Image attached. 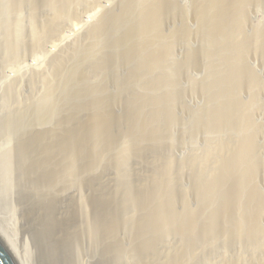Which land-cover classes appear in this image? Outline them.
<instances>
[{"label":"bare ground","instance_id":"bare-ground-1","mask_svg":"<svg viewBox=\"0 0 264 264\" xmlns=\"http://www.w3.org/2000/svg\"><path fill=\"white\" fill-rule=\"evenodd\" d=\"M34 1V9L37 11L41 3L40 0ZM11 2L14 8L20 11L24 0ZM49 2L60 12L64 11L69 0ZM253 3L259 6L264 0H254ZM181 7L174 0H124L118 7L102 14L100 20L93 25V31L87 36L84 46L68 48L67 53L56 57L53 66L56 72L61 71L70 56L77 58L69 73L66 72L68 75H64L60 81L61 83L64 80L63 83L55 84L56 86L47 93L48 99L50 96L53 99V93L58 94V101L54 100L51 105L48 103L50 106L47 108L36 107L37 127L33 125V129L28 134L26 132L27 136H22L18 144H12L10 147L11 155L14 153L17 157H23L26 189L35 197L32 196L33 202L36 196L41 197L40 203L43 205L40 207L48 218V239L43 237L48 250L43 248L44 243L40 244V263L50 262L54 259L53 250L57 249V253L61 248V252L70 251L71 264H76L74 260L79 259V253L76 255L75 252H78L79 245L88 242L93 249V244L97 247L100 264H107L108 261L119 259L121 252L125 253L127 248L124 251L125 245L121 248L122 243L119 244L121 241L118 239L123 233V241H126V244L129 242L136 252L137 264H187L190 256L188 258L187 249L182 248L183 244L182 247L174 249L167 258H162L161 262L158 258H150V254L165 242H161L162 240L169 235H180L177 229L182 221L177 224L178 218L181 216L185 221L191 213L189 204L192 203L181 197L182 187L178 185L181 178L177 183L179 175H176L172 168V158L163 152L166 151L163 139L169 134L173 121L177 119L175 106L181 98L178 91L181 81L176 77L177 72H173L178 49H170L166 43L169 34L176 31H179L183 39V43L179 41L183 50L180 63L186 66V79L194 66L192 61L195 54L201 59L198 66L203 67L207 74L204 77L208 83L207 88L199 94L206 100V125L211 123L232 132L230 139L225 143L216 142L218 156L212 157L214 154H210L208 157L209 161L214 163L212 168L195 167L193 190L201 199V207L199 210L196 208L200 218L199 236L201 233L202 238L211 240L221 231L230 241H247L248 238L261 241L262 212L257 206L260 196L257 175L261 174V164L256 148L258 136L255 135V125L257 121L262 123V120H257L255 116L259 112V100L264 99V87L257 89L247 77L253 73L249 67L251 56L259 57L264 66V41L259 35L251 33L253 50L249 48V53L247 48L250 46H246L248 40L246 42L247 37L244 38V30L249 26L248 17L254 6L249 7L245 0H189V11L184 13L186 18L182 17L184 14H181ZM61 14L62 12L55 13V16L49 19L47 17L48 21H43L46 24L43 26L44 30L49 31V34L58 32V18ZM191 24H194V27ZM11 25L8 27L10 29L7 31L5 43L8 48L6 50L13 54L18 47L17 27L20 25L17 26L14 21ZM191 26L197 32L194 40L188 37V32L193 30L189 28ZM33 32L37 40L38 33ZM170 42L168 44L172 45ZM194 42L198 43L196 50L191 45ZM129 72L133 75V90L130 91L131 95L127 90L126 98H121V82H129ZM110 90H114V95ZM7 91L9 96L14 95L11 88ZM243 95L251 101L249 118L242 112ZM11 109L10 115L0 121L1 133L17 124L20 109L17 110L18 113ZM22 112L20 110V113ZM55 116L57 119L54 124L44 125ZM119 122H123L122 127ZM238 130L242 131L239 137L236 135ZM12 134L11 132V137ZM114 152L118 156L113 157ZM133 159H138L141 162L138 163L141 166L143 164L145 169L151 167V171L145 174L144 180L138 177L135 183L127 184L128 171L124 169L126 165L128 168ZM111 170L116 175L118 172L116 181L119 183L110 187L111 183L107 184L104 176ZM32 180L33 184L36 182L37 189L32 187ZM65 190L75 191L68 196L67 205L64 204L67 206V209H64L67 223L62 225L59 222L61 218H58L59 221L53 218L51 211L62 207L60 203H64L62 199ZM120 191L123 198L118 202ZM216 199H219L218 204ZM5 203H2L4 212L8 209ZM132 206H135V209H132ZM243 206L244 212L241 209ZM28 209L27 215H32V209ZM129 212L134 215L129 216ZM7 219L0 217V241L16 264H36L34 255L36 256L37 252L35 249L34 253L31 252V248H27L28 243L19 238L17 233L22 228L14 229ZM131 220L137 235H131V230H128ZM188 221L183 222L185 230L182 236L192 238L191 234L198 230ZM43 224L46 227V223ZM37 229L29 234L32 239L39 233L41 236L45 235L38 227ZM51 237H57V245L54 246L55 240L51 242ZM35 242L33 241V244ZM50 245L53 250L49 249ZM58 253L61 254L59 251ZM75 255L77 257L72 258ZM234 263L239 264L237 261ZM257 264H264V257H261Z\"/></svg>","mask_w":264,"mask_h":264},{"label":"rangeland","instance_id":"rangeland-1","mask_svg":"<svg viewBox=\"0 0 264 264\" xmlns=\"http://www.w3.org/2000/svg\"><path fill=\"white\" fill-rule=\"evenodd\" d=\"M41 1L42 0H40L41 4L39 5L37 11H35L34 9L35 1L34 0L33 1L24 0L23 4L20 6L21 10L18 11L14 8L13 4H11L12 3L11 0H0V58H1L0 59V121L2 118L4 119L6 116L10 115V112H12L11 108H13V111L14 109L16 111L20 109L21 112L22 110L24 111L25 109V111L22 113H20V110H19V113L17 111L18 113V118L16 120L17 124L15 123L16 122L15 121L14 122L15 124L12 125L10 129H7L3 131L2 133L0 132V134L2 135V136L0 135V209L2 210V211L0 210V217L2 218L3 216L6 219L8 218L7 219L8 224H10L13 228L14 227L22 228L20 230L17 228V230H19V232L17 233L19 235V238H22L24 242L28 243L27 248H31V252L33 253L34 251L37 252L36 256L34 255V258H36L35 262H37L36 264H42L40 263V256H39V253L41 252L40 244L44 243L43 248L45 249V251L48 250L46 247V240L48 239L47 231H46L48 227H47L46 220L48 218L45 216V213L40 207L43 205L42 203H40L41 197L36 196V200L34 199L35 202H33V199H32L33 194L30 193L26 189L27 184H25L26 183L24 181L25 175L23 174L25 173V170H24L25 165H24L23 157L21 158L19 156L17 157L16 155H13L14 153L11 155L10 147L12 144H18L21 137L24 135L27 136L28 132L32 130L35 125H37L36 123L37 115H35L36 107L39 106V107L47 108L53 102H55L54 100L58 101L59 99L58 94L53 93V99L51 96H50L51 99L50 98L48 99L47 93L49 89H53V86L61 85L63 83L64 80L61 83L60 81L62 80L64 75L65 76L68 75L66 72L69 73L70 69L76 64L77 58H75L74 55L70 56V58L66 59L68 60V62L65 63L66 66L64 64L63 65L64 67H61L60 69L61 71L56 72L55 67H53L56 57L60 56L63 53H67L70 48L77 47V46L81 48L82 46H84L85 43L87 42L86 41L87 36L93 31L92 29L94 28L93 25H95V23H97L100 20L102 14L106 11L113 10L114 8L118 7L124 0H81V1L69 0L65 8L66 10L64 9V11H60V12L58 8H56L53 4L51 5L49 0H45L47 4L44 1L42 2ZM174 1L178 3L179 6H182L181 14H184L186 13V11H189L188 9L189 0H174ZM240 1L244 2V0H240ZM249 1H251V3ZM249 1L245 0V3L249 7L251 6H254V7L253 9H251V12L249 14L250 20L248 17L247 25L249 26L246 27L248 31L246 29L244 30V38L246 39L247 37L246 42L248 40L246 46H250L247 49L251 48V45L253 43V39L250 38L252 37L250 35L251 33L252 35H259L261 40L264 41V10H262L264 9V3H261L258 6L253 3L254 0H249ZM9 4L12 5L13 7L10 6ZM42 7H45V8H42ZM47 12H49L50 14H47ZM54 12L56 14H60L62 12V14L60 15V18H58L59 27L57 28V30L59 31L50 32L49 34L48 33L49 31L44 30L45 28H43V26H46L45 22H47L49 18H52L53 15L55 16ZM36 14L38 17H36ZM183 16L186 18V14L182 15V17ZM43 17L45 20L43 19ZM47 17L48 19H46ZM13 21L17 23V26L20 25L19 27H17L18 28L17 33H19L20 35L18 34V39L16 43V47L17 46L18 47L16 48V51L12 54L11 52H9V50H6L8 48H6L7 44L5 43V41H6V35L8 34L7 31H9L10 29V28L8 29V27L12 26L11 24L13 23ZM43 21L45 22L43 23ZM35 24L37 25L35 26ZM188 24H189L188 26H190V22H188ZM33 25L35 27H33ZM191 25L194 27V24H191ZM192 26L189 28L193 30L189 29L190 32H188V37L190 40H194L195 36L197 35L196 30L192 28ZM32 27L35 28V30H33ZM33 31H35L36 34L38 33L37 34L38 37H36L38 38L37 40H35L34 38ZM169 35L170 36L167 39L168 40L170 39V41L171 40L172 41L170 42L167 40L166 41L167 46L169 45L168 47L170 49H178L177 56H176L177 61L175 63L176 67H174L175 69L173 70V72H177V74L176 73L174 74H176V77L179 78V80L181 81V83L179 84V88L182 87L183 89L178 88L179 94H181L180 97L182 99L180 98V100L177 101L176 106H175L176 114L178 112L177 119L173 121L171 125V130L169 134H167L165 137L168 139H165V138L163 139V141L166 144L164 145L165 146L164 149H166V151L164 149H163L164 151L163 150L162 151L164 152V154L166 153L165 154L166 156L169 155L170 157L169 156L168 157L172 158V161H173L172 168L174 169V172L176 173V175H179V177L177 176L178 177L177 183H179V179L181 178L180 183L178 184L180 187H182L181 188L182 192H180L182 195L181 197L185 198L184 199L185 201L190 200V202L192 203L191 204L192 206L189 204L190 206L189 209L191 208L189 213L190 212L191 213L189 214V216L186 218L185 221L183 217L181 219V216L180 218H178L177 224L178 222L180 223L182 221L180 224H178V229H177L180 235H175V236H178L177 238L174 235L173 237H171L172 235H169L166 239L162 240L161 242L163 241L165 242L163 243L160 242L161 243L160 245L162 246H159L158 249L155 252H153L155 255L153 253L150 254V258L151 259L158 258L159 262H161L162 258H167L168 255H171L173 253L174 249H176L179 246L182 247L184 245L182 248L187 249L186 253H187L188 258L190 256L189 260L187 261V264H235L234 262L236 261L239 262V264H257L258 261L261 259V257H264V218L262 219V217H264V199H263L264 198V125L262 124L264 123L263 122L264 121V115H263L264 114V106H263L264 99H262V96H261L262 100H259L260 105L257 108L259 109V112H257L255 116L257 120H262V123L261 121H257V125H255V128H256L255 135L256 137L258 136L256 138V148L259 151L258 156L260 159L258 160L261 164V172H259L261 174L257 175V184L260 188L259 194L261 196V197L259 196L257 199V206L262 212V215L260 216L261 218L260 225L263 224L262 225L263 227H261L262 231L260 234L261 241L259 242V240L256 238H253V239L248 238L247 241L246 239L230 241L229 237L224 236V234L221 233V231H218V235L211 238V240L209 238L210 241L205 240V238L201 237L202 236L201 233L199 236V231H200L199 230L200 229L199 219L200 218H199V214L197 215L198 213L197 209L201 207V203H200L201 199H199L200 197H198L197 194H195V191L193 190V183H194L195 172H196L195 167L212 168L214 166V163L213 162L211 163V161H209L208 159L209 155L214 154L212 155V157L214 156L217 157L218 156L217 155L218 149H216L218 148L216 146L217 143H220V142L225 143L226 141H228L232 135L230 133L232 132L225 128H221L220 126H216V125L213 126L211 123H208L206 125L205 123V121L207 120V115L205 113L206 112V105H205L206 100L203 98V96L201 95L199 96V94L205 92L208 83L205 82L204 77H206L207 74L204 72V68L201 66H198L201 59L197 57V54L193 55L194 59L192 58L193 59L192 62L194 66L192 68V71L190 70L191 74L189 78L186 79V75H185L187 74L186 66L183 65L184 63L182 64L180 63L183 57V50L181 47V44L183 43L182 41L183 39L181 38V34L179 33V31L178 32L176 31V33L169 34ZM180 40L182 41V43L179 42ZM37 42L38 44H36ZM168 42L172 43V45L168 44ZM191 45L194 48V50H196V48L198 47V43H195V42L192 43ZM174 46L176 47L174 48ZM2 48L4 52L2 51ZM251 50L253 49L251 48ZM249 53H251L250 49H249ZM249 64H251L249 65L250 72H253V73L249 74L247 78L251 81V83H253L257 87V89L263 88L264 87V78H263L264 66L261 63L260 58L257 56H251V60ZM43 76H46V77L44 78ZM127 77L129 78V82L127 81L121 82L122 83L121 88H120L121 98H126L127 93L133 90L132 88V85L134 84L132 83L133 75H131L129 72L127 74ZM100 79L101 77L99 78V81ZM48 82H49V85H48ZM8 87L12 89L14 97L11 95L9 96V94H7L8 92L7 89H9ZM110 92H112V95H114L115 93L114 90H110ZM56 95L58 98L55 97ZM130 95H131V92H130ZM246 101H248V103ZM48 103L49 104L51 103V104L49 105ZM250 107H251V101L249 100L248 97H246V95H243L242 112H243V115L247 118L251 116ZM26 112L28 113V115L26 114ZM22 114H24L25 116L24 115L22 116ZM56 119L57 117L55 116L51 118L49 121L47 120V123L45 124L43 123V124L46 126H49L52 123L54 124L56 122ZM118 124L121 127L123 126V122H119ZM199 129L201 130L199 131ZM195 131L196 132L199 131L200 133L199 132L196 133ZM9 132L10 134L11 132L13 133L12 137L9 134ZM170 134L171 136H169ZM236 135H238L239 137L240 135H242V131L238 130L236 132ZM165 140H167L168 142ZM114 154H116V152H114ZM114 154H113V157L118 156L117 154L116 155ZM133 160L131 161V163L128 164L129 165L128 168L126 165L127 170L124 169V171H128L127 178H126L128 179L127 184L135 183L138 177L144 180L143 178H145V174H149L151 171V167L145 169L143 164H142L143 166L142 167L140 164L141 162L138 159L134 161ZM117 175H118V172H117ZM117 175L113 170H111L107 174H105L104 181L107 184L111 183L110 187L113 186L114 184H118L119 183L118 180L116 181V178L118 177ZM30 182L32 184V187H35L36 189L38 188L36 182H35L36 185L33 184V180ZM190 188H192L193 192ZM129 189L131 190V188ZM74 191L75 190H65V192L63 193L64 198H63V195H61L62 196L61 199L63 198L62 202H64V203H60V206L62 207L59 209L58 208L52 209L51 211L52 213L51 216H53V218H56L58 221H59L58 218H61V221L59 222H61L62 225H66L67 223L66 215H65L66 210L64 209H67V206L65 205H67L68 203L67 201L68 196H70L72 192ZM120 193L121 191L118 193L119 194L118 202H120V200L123 198V194L120 195ZM194 198L196 199L194 200ZM216 202H217L216 204H218L219 199H216ZM2 203H5L6 204L5 207L8 208L5 210V212L2 209L3 208ZM7 203L9 205H7ZM134 207L135 206H132V209H135ZM28 208L32 209V212H33L31 213L32 215H29V216L27 215L26 211ZM241 209H243L242 212H244L245 207L243 206V208L241 207ZM48 210L49 208L47 209V211ZM132 215H134V213L132 214V212H129V216H132ZM190 217H192L194 220ZM195 217L197 220L195 219ZM187 221L190 225L196 227L198 230V231L195 230L191 234V237L193 236L192 238L182 236L184 233L183 231L185 230L184 224L187 223ZM131 222L134 223L132 220L130 221V223ZM43 223H46V227ZM131 224H129L128 230H131L130 231L131 235L132 234L137 235L136 228L133 227V224L132 225ZM37 227L39 229L42 227L40 230L43 233H45V235L42 234L41 236V233L38 232L39 234L37 233L38 235L37 236L35 235V237L32 239V237H30L29 234L38 230ZM9 230H11V228H9ZM122 235H119L118 237V239H120L121 241L119 242V244L122 243L121 248H123L125 245V247L123 248L124 251L126 248L129 250L126 249L125 251L126 254L124 252H121L119 259L116 258L111 262L108 261L107 264H117V263L121 264L122 262L123 264H127V263L137 264L136 263L137 258H135L136 252L133 246L130 245L129 242H127L126 244L125 243L126 241H123L122 239ZM180 236L181 238H179ZM51 238H52L51 242L55 240V242H53L54 246L57 245L58 244V241H56L57 237H54V238L51 237ZM34 239L37 241L35 242ZM33 241L35 242L34 244H33ZM189 242H190V245H188ZM205 242H207L208 244ZM93 246H94V249L92 245H90V243L88 242H83L81 245H79L78 252H75V254L79 253L78 254L79 259L78 260H76L77 258L75 259V257H77L76 256L77 254H76L75 256L72 257L75 259L74 262H76V264H100V257H98L99 256L98 249L97 247L95 248L94 244ZM190 246L194 248H191ZM52 248H53L52 245H50L49 249H52ZM33 249L35 250L33 251ZM56 250L55 251L53 250V253L55 252V255L53 257L54 259H51L50 262L44 263V264H49V263L50 264H69V263L71 264L72 263L71 257H69L71 256V253L69 250H67L69 251V253L67 251L63 252V250L61 252V248H60L58 251L61 254H59L58 251L56 253ZM164 250H167V251L169 250V251L167 252ZM191 253L193 254V256H191L192 255Z\"/></svg>","mask_w":264,"mask_h":264},{"label":"water","instance_id":"water-1","mask_svg":"<svg viewBox=\"0 0 264 264\" xmlns=\"http://www.w3.org/2000/svg\"><path fill=\"white\" fill-rule=\"evenodd\" d=\"M0 264H16L2 242L0 241Z\"/></svg>","mask_w":264,"mask_h":264}]
</instances>
